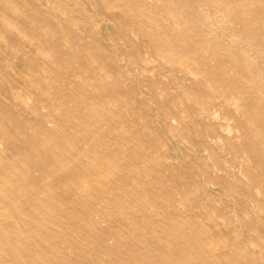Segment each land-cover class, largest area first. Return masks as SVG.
Instances as JSON below:
<instances>
[{"label":"bare ground","instance_id":"bare-ground-1","mask_svg":"<svg viewBox=\"0 0 264 264\" xmlns=\"http://www.w3.org/2000/svg\"><path fill=\"white\" fill-rule=\"evenodd\" d=\"M0 264H264V0H0Z\"/></svg>","mask_w":264,"mask_h":264}]
</instances>
